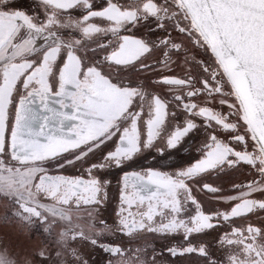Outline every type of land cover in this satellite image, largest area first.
Masks as SVG:
<instances>
[{"label":"flooded vegetation","instance_id":"obj_1","mask_svg":"<svg viewBox=\"0 0 264 264\" xmlns=\"http://www.w3.org/2000/svg\"><path fill=\"white\" fill-rule=\"evenodd\" d=\"M3 49L0 166L89 264H264V150L179 0H0Z\"/></svg>","mask_w":264,"mask_h":264},{"label":"water","instance_id":"obj_2","mask_svg":"<svg viewBox=\"0 0 264 264\" xmlns=\"http://www.w3.org/2000/svg\"><path fill=\"white\" fill-rule=\"evenodd\" d=\"M181 2L221 65L264 150V0Z\"/></svg>","mask_w":264,"mask_h":264},{"label":"rangeland","instance_id":"obj_3","mask_svg":"<svg viewBox=\"0 0 264 264\" xmlns=\"http://www.w3.org/2000/svg\"><path fill=\"white\" fill-rule=\"evenodd\" d=\"M19 51L1 50L0 64ZM21 174L19 169L0 166V264H89L88 249L80 244L69 246L72 238L68 232L59 236L57 229L52 231L50 222H42V216L29 211L27 196H15L22 193ZM65 216L62 211H51L50 220L65 219Z\"/></svg>","mask_w":264,"mask_h":264},{"label":"snow or ice","instance_id":"obj_4","mask_svg":"<svg viewBox=\"0 0 264 264\" xmlns=\"http://www.w3.org/2000/svg\"><path fill=\"white\" fill-rule=\"evenodd\" d=\"M13 4H15V0H12ZM5 8H7V5H5Z\"/></svg>","mask_w":264,"mask_h":264}]
</instances>
